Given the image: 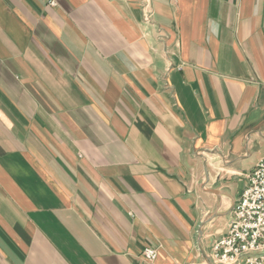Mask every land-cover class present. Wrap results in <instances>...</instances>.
<instances>
[{
  "label": "crops",
  "instance_id": "1",
  "mask_svg": "<svg viewBox=\"0 0 264 264\" xmlns=\"http://www.w3.org/2000/svg\"><path fill=\"white\" fill-rule=\"evenodd\" d=\"M263 156L264 0H0V264H220Z\"/></svg>",
  "mask_w": 264,
  "mask_h": 264
},
{
  "label": "built area",
  "instance_id": "2",
  "mask_svg": "<svg viewBox=\"0 0 264 264\" xmlns=\"http://www.w3.org/2000/svg\"><path fill=\"white\" fill-rule=\"evenodd\" d=\"M248 180L235 204L227 232L213 244L211 256L220 264H264V156L249 173ZM143 255L154 261L158 249L146 247Z\"/></svg>",
  "mask_w": 264,
  "mask_h": 264
},
{
  "label": "rangeland",
  "instance_id": "3",
  "mask_svg": "<svg viewBox=\"0 0 264 264\" xmlns=\"http://www.w3.org/2000/svg\"><path fill=\"white\" fill-rule=\"evenodd\" d=\"M219 263V262H218Z\"/></svg>",
  "mask_w": 264,
  "mask_h": 264
}]
</instances>
